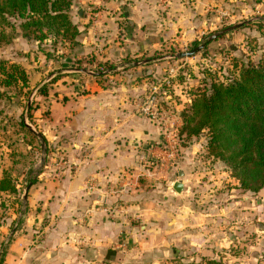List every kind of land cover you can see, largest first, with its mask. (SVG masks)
Here are the masks:
<instances>
[{
	"label": "rangeland",
	"instance_id": "rangeland-1",
	"mask_svg": "<svg viewBox=\"0 0 264 264\" xmlns=\"http://www.w3.org/2000/svg\"><path fill=\"white\" fill-rule=\"evenodd\" d=\"M82 1L74 0L73 21ZM207 1L201 4L202 24L196 33L186 38L185 32L176 31L151 52L130 58L126 67L113 63L99 67L87 64V60L82 65L77 62L76 67H46L50 60L60 64L61 56L71 55L76 45L52 37L42 42L21 39L23 61L34 65L20 67L28 83L20 79L8 87L0 86L4 93L0 95V180L7 175L16 186L14 191L0 190L1 264H14L22 253L29 255L27 264H201L202 258H213L220 264H264V192L256 194L240 187L227 164L210 155L206 133L192 138L179 136L183 112L200 89L212 81L226 82L238 75L243 62H256L264 53V0ZM166 6L168 0H157L164 19L168 18ZM237 24L241 25L209 40ZM16 32L21 34L22 30ZM202 44L195 55L177 57ZM47 54L52 56L47 58ZM145 60L147 63L142 62ZM84 74L95 80L100 76L97 80L108 86L126 84L135 89V96L142 91L135 97L136 109L153 85L172 74L159 103L162 111L180 118L174 127L180 157L174 162L166 156H146L137 171L123 174L110 193L73 202L72 221L50 210V197L45 200L47 190L60 189L69 163L61 148L62 137H52L53 133L59 136L62 128L60 122H53L52 104L57 99L60 103L68 100L61 87H71L76 83L74 75ZM70 91L75 92L73 87ZM180 103L182 110L176 108ZM27 125L45 142L43 165L41 139ZM162 142L163 138L160 146ZM32 176L37 180L25 202ZM177 182L182 183L181 191L175 188ZM94 190L91 184L88 191ZM95 215L100 219L92 228ZM62 224L80 233L76 232L78 242L71 259L67 250L49 247L50 232ZM23 235V243L12 249ZM65 239L67 244L73 242L68 235ZM10 254L13 259L9 261Z\"/></svg>",
	"mask_w": 264,
	"mask_h": 264
},
{
	"label": "crops",
	"instance_id": "crops-1",
	"mask_svg": "<svg viewBox=\"0 0 264 264\" xmlns=\"http://www.w3.org/2000/svg\"><path fill=\"white\" fill-rule=\"evenodd\" d=\"M207 2L168 0V18L164 19L157 0H83L74 21L81 30L76 48L71 55L61 56L60 64L50 60L46 67H76L78 60L89 58L94 60V65L113 63L116 67H126L130 58L151 52L176 31L185 32L186 38L196 33L202 24L201 4ZM22 38L19 35L10 44L0 43V60L34 67L24 62L20 54ZM32 55L35 53H31V60ZM74 76L75 84L61 87L68 100L60 103L57 99L52 104L53 122H60L62 126L61 134L53 133L52 137H62L61 148L69 158L65 168L67 176L58 191L55 187L47 190L45 197V200L51 199V203L48 200L50 210L59 211L63 218L72 221L73 202L83 201L93 194L110 193L120 178H124L123 174L137 171L146 156L164 154L160 147L161 128L137 112L135 97L142 91L135 96V89L126 84L108 86L98 81L100 76H96L98 80L87 74ZM72 87L75 92L70 91ZM181 106L182 103L176 104L179 110ZM91 184L95 188L93 192L88 191ZM38 197L43 200V195ZM62 198L64 201L59 204ZM36 217L40 218L41 214ZM94 219L92 228L96 227L100 216L95 215ZM76 232L80 234L63 224L52 229L50 250H67L71 259V251L78 242ZM67 235L73 242L66 243ZM24 238V235L19 236L12 249L18 248V242L23 243ZM28 256L18 255L14 264H27ZM8 257L9 261L13 259L12 254Z\"/></svg>",
	"mask_w": 264,
	"mask_h": 264
},
{
	"label": "trees",
	"instance_id": "trees-1",
	"mask_svg": "<svg viewBox=\"0 0 264 264\" xmlns=\"http://www.w3.org/2000/svg\"><path fill=\"white\" fill-rule=\"evenodd\" d=\"M73 3L74 0H0V43L10 44L21 35L38 42L61 38L76 45L81 30L72 19ZM17 29L22 33L16 32ZM51 56L47 54V58ZM93 61L89 58L86 63ZM7 67L13 70L8 71ZM20 67L25 66L0 60V86L8 87L20 79L27 84L26 73ZM240 67L238 75L226 82L212 81L199 90L183 112L184 126L179 136L192 138L206 133L210 155L227 164L242 189L261 194L264 192V53L256 62H243ZM1 94L4 95L0 88ZM21 124L25 126L23 120ZM36 180L32 176L27 185ZM15 189L7 175L0 180V190ZM202 259L201 264H220L213 258Z\"/></svg>",
	"mask_w": 264,
	"mask_h": 264
},
{
	"label": "built area",
	"instance_id": "built-area-1",
	"mask_svg": "<svg viewBox=\"0 0 264 264\" xmlns=\"http://www.w3.org/2000/svg\"><path fill=\"white\" fill-rule=\"evenodd\" d=\"M171 75L165 77L161 82L152 86L148 95L143 99V102L137 105V112L146 116L162 128L163 142L160 147L164 154L155 157L161 158L166 156L169 161L175 162L180 156L178 150V136L174 127L175 123H179L180 118L176 113H167L166 111H162L159 103V97L163 87L168 86L171 83ZM149 162L150 159H146V163Z\"/></svg>",
	"mask_w": 264,
	"mask_h": 264
},
{
	"label": "water",
	"instance_id": "water-1",
	"mask_svg": "<svg viewBox=\"0 0 264 264\" xmlns=\"http://www.w3.org/2000/svg\"><path fill=\"white\" fill-rule=\"evenodd\" d=\"M240 25H241V24H237V25L229 26V27L223 29L222 31L217 32V33L211 35V36L209 37V40H213V39L217 38L218 36H220V35L223 34V33H226V32H228V31H231V30H233V29H236V28L239 27ZM203 47H204V45L202 44V45L196 47L195 49H193V50H191V51L179 53V54L177 55V57H179V58H183V57H186V56H193V55H195L198 51H200ZM147 61H148V60H145V61H142V62L147 63ZM84 72H88V71H87V70H84ZM91 73H92V72H91ZM93 74L98 75V74H101V73L99 72V73H93ZM27 126H28V127H29V128H30V129H31V130H32V131H33V132H34V133H35V134L41 139V142H42V150H43V151H42V161H41V165H43L44 162H45V160H46V146H45V142H44V140H43V138H42V136H41L40 133H38L37 131H35V130L31 127V125H27ZM31 185H32V182L29 183V185H28L27 188H26V191H25V194H24V200H25V202H26L27 199H28V191H29ZM181 185H182V183H180V182H177V183L175 184V188H176L177 191H181V188H180ZM16 226H17V225H16ZM16 226L13 228V230H12V232H11V235L14 234L15 229H16ZM9 239H10V237L6 240V243L9 241ZM1 257H2V255L0 254V264H1Z\"/></svg>",
	"mask_w": 264,
	"mask_h": 264
}]
</instances>
